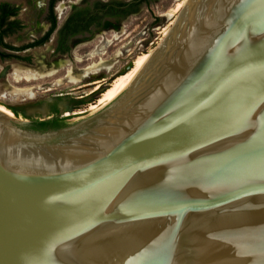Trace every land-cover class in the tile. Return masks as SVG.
Returning a JSON list of instances; mask_svg holds the SVG:
<instances>
[{"label":"water","instance_id":"1","mask_svg":"<svg viewBox=\"0 0 264 264\" xmlns=\"http://www.w3.org/2000/svg\"><path fill=\"white\" fill-rule=\"evenodd\" d=\"M69 118L0 112V264H264V0H186Z\"/></svg>","mask_w":264,"mask_h":264},{"label":"rangeland","instance_id":"2","mask_svg":"<svg viewBox=\"0 0 264 264\" xmlns=\"http://www.w3.org/2000/svg\"><path fill=\"white\" fill-rule=\"evenodd\" d=\"M182 1L155 2L151 13L154 17L164 16L159 24L151 27V16L144 15L136 23H125L121 33L107 32L93 40L76 43L69 58H55L48 44L33 54V66L24 68L15 63H0V106H29L38 102L47 105L51 96L69 95L85 101L72 109H66L67 103L61 104L63 112H66L63 116L72 117L90 110L118 76L130 71H126L129 65L134 66L140 56L156 48L164 38V31L172 26ZM101 65L110 67L106 69ZM100 85L95 91L100 94L95 99L91 98L94 87ZM14 116L26 120L25 117ZM41 119L49 118L46 114Z\"/></svg>","mask_w":264,"mask_h":264},{"label":"flooded vegetation","instance_id":"3","mask_svg":"<svg viewBox=\"0 0 264 264\" xmlns=\"http://www.w3.org/2000/svg\"><path fill=\"white\" fill-rule=\"evenodd\" d=\"M160 0H0V63H15L27 68L33 66L34 53L49 44V51L57 59L72 56L76 43L90 41L107 32L121 33L125 23H136L144 15L151 16V27L164 16L151 13ZM109 68L108 66H100ZM9 69V68H8ZM96 83V82H94ZM92 83V84H94ZM92 84L90 86H92ZM102 85L94 87L95 92ZM83 98L69 95L51 96L32 105H8L16 116L25 117L30 126L36 122L65 117L61 104L72 109L84 102ZM2 105V104H1ZM47 114L48 120L41 117ZM23 120V119H20Z\"/></svg>","mask_w":264,"mask_h":264},{"label":"bare ground","instance_id":"4","mask_svg":"<svg viewBox=\"0 0 264 264\" xmlns=\"http://www.w3.org/2000/svg\"><path fill=\"white\" fill-rule=\"evenodd\" d=\"M186 0H183L179 5H178V10H177V14L181 11V9L183 8L184 4H185ZM175 16V15H174ZM175 16V18H176ZM174 22V21H173ZM173 24V23H172ZM170 31V28L166 29L164 31V37H166L168 35ZM153 52V51H152ZM152 52L143 54L142 56H140L134 63L133 68L128 71L127 73L118 76L113 82L112 84L109 86V88L102 94L101 98L98 100V104L96 105H92L90 109H93L97 106H99L100 104L108 101L109 99H111L112 97H114L122 88L123 86L135 75L137 74L139 71H141V69L145 66V64L148 62L150 55L152 54ZM0 112L9 116V117H15L13 112H11L9 109H7L4 106H0Z\"/></svg>","mask_w":264,"mask_h":264},{"label":"trees","instance_id":"5","mask_svg":"<svg viewBox=\"0 0 264 264\" xmlns=\"http://www.w3.org/2000/svg\"><path fill=\"white\" fill-rule=\"evenodd\" d=\"M0 56L5 58V55L0 52ZM11 111V110H10ZM12 112V111H11ZM14 114V113H13ZM66 118H57L54 120L36 122L31 127L36 130H46L48 128H59L70 124Z\"/></svg>","mask_w":264,"mask_h":264}]
</instances>
